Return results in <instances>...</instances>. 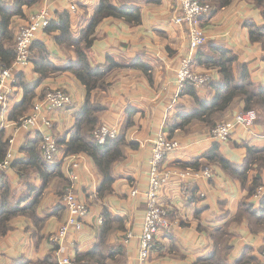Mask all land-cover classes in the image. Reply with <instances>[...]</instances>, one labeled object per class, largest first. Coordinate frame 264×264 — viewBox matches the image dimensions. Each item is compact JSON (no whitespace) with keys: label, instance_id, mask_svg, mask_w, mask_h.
I'll return each mask as SVG.
<instances>
[{"label":"crops","instance_id":"crops-1","mask_svg":"<svg viewBox=\"0 0 264 264\" xmlns=\"http://www.w3.org/2000/svg\"><path fill=\"white\" fill-rule=\"evenodd\" d=\"M2 1L10 7L15 5V0ZM100 2L40 0L33 6H24V17L13 20L14 48L20 25L42 9L52 13L53 21H58V15L68 13L72 35L79 38ZM110 3L122 9L139 8L142 16L139 25H130L116 18L104 19L96 28V39L87 51L95 68L106 66L109 58L124 66L111 72L106 92L95 91L91 97L92 104L104 108L99 114L98 126L107 124L117 127L118 137L123 138L126 145L124 157L111 168L114 178L112 190L105 196L99 195L102 176L94 160L85 153L76 154L80 164L76 170L79 178L71 181L69 156H65V146L61 145L56 163L49 165L59 167L62 178L53 177L42 192L37 208L41 227H37L27 216L14 218L10 231L0 241V264L38 263L48 256L56 264H61L63 257L77 259L83 256L98 244L103 229L104 208L120 221V225H114L107 245L124 252L119 258L120 263L139 264L138 237L143 230L147 209L143 195L148 182V158L161 132L177 140L180 147L164 161V167L177 172L160 193L161 203L169 210L171 228L156 235L150 262L203 264L214 257L220 264H259L264 248V228L252 225L249 214L242 208L243 204H247L252 205L254 210L260 209L264 195L255 198L257 191L250 194L257 169L248 172L244 185L237 176L215 162H208L204 156L216 148L222 157L241 169L248 146L264 147V111L257 110L258 120L253 127L237 128L226 141L212 139L211 128L199 121L185 130L172 131L171 126L178 120L179 114L198 108V104L182 93L177 84L180 60L190 53L188 25L178 21L181 9L174 0H110ZM71 5L77 7L76 12L71 11ZM200 23L205 30L206 42L194 53L192 69L211 75L212 81L196 89L199 99L213 101L216 85L223 82V76L217 69L205 65L207 58H218L221 49L231 51L237 57L234 63L236 81H240L246 71L256 90L264 89V50L260 43L250 39L249 25L264 26V16L255 3L252 0H232L222 8L214 5L212 13L204 16ZM58 36L59 32L46 30L37 35L35 42L46 46L48 58L53 64L70 68L77 61L75 49L58 43ZM33 52L37 53L36 49ZM138 62L148 67L151 80L135 66ZM19 75L28 85L40 82L33 107L50 89L64 88L71 94L72 104L69 107L44 112L52 121L51 132L58 141L69 136L76 124V114L86 104L85 85L69 71L41 80L32 61ZM23 94V88L17 84L8 96L6 107L0 111V135L3 134L8 141L14 140L9 143V150L14 153L13 161L28 160L29 155L23 148L46 132L41 120L32 130L16 132L22 119L12 121L10 116ZM244 107L243 100H236L223 120H232L244 111ZM197 160L200 161L198 169L212 170L211 178L188 179L178 174L185 168L184 165ZM4 175L11 187L12 202L26 197L30 189H40L43 185L42 177L34 169L20 175L11 166ZM71 185L76 196L88 205L89 214L82 229H70L64 243L59 246L52 244L49 237L68 218L62 198ZM261 186H264V171L261 172ZM128 233L134 236L126 243L124 240Z\"/></svg>","mask_w":264,"mask_h":264},{"label":"trees","instance_id":"trees-1","mask_svg":"<svg viewBox=\"0 0 264 264\" xmlns=\"http://www.w3.org/2000/svg\"><path fill=\"white\" fill-rule=\"evenodd\" d=\"M40 0H15L14 7H10L0 0V63L2 66H11L16 58L14 48L15 31L13 20L15 17H24V6H33ZM216 8L228 6L232 0H203ZM262 11L264 16V0H252ZM58 21L50 23L46 29L48 32H59L57 42L73 47L76 52L77 61L70 68H63L53 64L47 55L46 46L41 42H35L32 47L31 61L35 65V71L40 75L41 80L51 76H56L64 71H69L76 76L86 87L87 98L84 108L76 114V124L74 129L62 141H58L59 147L65 146V156H74L79 153H85L90 156L102 176V185L99 191L100 196H105L112 190L114 178L111 174V168L115 162L124 157L125 142L123 138L108 139L101 145L93 137V132L99 123V114L104 110L102 106L91 103L93 92H106L109 86V76L112 71L123 68L113 58H109L106 66L93 67L87 51L93 45L96 39V28L106 18H116L124 20L130 25H139L142 21L141 10L139 8L122 9L110 3V0H101L89 25L81 32L79 38L72 35L70 27V17L68 13L58 15ZM250 39L252 42H258L264 50V26L259 27L254 24L249 25ZM37 53L34 54L33 50ZM218 58H207L206 66L217 69L223 76V82L216 85V95L213 101L203 102L199 99L196 89L192 84H186L182 93L190 96L197 104L198 108L189 113H181L178 120L171 126V130H185L193 122L199 121L205 123L212 130L219 123L224 122V114L230 109L232 104L238 100H243L244 111L255 109L264 111V89L256 90L250 83L248 73L245 71L241 80L236 81L234 76V63L237 60L236 55L231 51L221 49ZM137 68L142 69L151 80L148 67L138 62ZM40 82L35 85H28L19 75L18 85L24 90L22 100L17 103L12 110L10 120L20 121L26 117L33 109L34 100L37 97L36 90ZM44 97V96H43ZM42 97V98H43ZM170 130V131H171ZM171 131V132H172ZM211 132V131H210ZM42 137L39 135L30 141L23 151L27 152L29 159H20L12 162V167L21 175L30 169H34L43 179V185L40 189H30L28 195L18 201H11V187L5 178L4 173L0 176V241L11 229V222L18 216L29 217L37 227H41V220L37 214L38 204L43 190L48 186L53 177H61L62 173L59 167H53L45 162L40 154V145ZM9 141L0 135V162H2L8 151ZM204 158L210 163L219 164L224 170L237 176L241 182L246 185L248 172L254 168L257 169V175L254 177L250 194L256 193L261 186V172L264 171V147L248 146L247 156L241 169H237L231 162L222 157L216 148L206 154ZM184 167L198 169L200 161L186 164ZM249 214L251 224L264 228V196L261 200L260 209L254 210L252 205L243 204L242 208ZM114 225H120V221L111 216L108 209L104 208L103 229L100 233L98 244L83 256L78 257L77 261H87L89 264H122L119 258L124 255L120 248H110L107 245V239L110 236ZM118 258V259H117ZM16 264H56L51 256L38 263L19 262ZM201 264V263H199ZM203 264H220L216 258L212 257Z\"/></svg>","mask_w":264,"mask_h":264},{"label":"built area","instance_id":"built-area-1","mask_svg":"<svg viewBox=\"0 0 264 264\" xmlns=\"http://www.w3.org/2000/svg\"><path fill=\"white\" fill-rule=\"evenodd\" d=\"M181 9V16L178 21L185 23L189 28V50L187 56L182 57L177 71V84L180 91L184 90L186 84H192L195 89H201L212 81V76L201 74L194 71V53L206 42V34L201 26L200 20L204 16L212 13V5L203 0H174ZM71 11L76 12L77 7L71 5ZM53 20L52 13L48 9L38 11L28 21L23 22L17 34L15 44L16 58L11 66H0V111H2L8 102V96L18 84L19 73L28 67L31 63L32 47L40 32H45ZM72 104L71 94L64 88H54L46 92L45 96L38 100L31 113L24 117L16 127V132L29 131L37 127L41 120L46 129L42 135L40 145L41 155L45 162L55 164L60 147L57 138L51 132L52 121L44 112L63 110ZM258 120V112L255 109L243 111L237 114L232 120L219 123L210 132V137L216 141H226L230 139L237 128H251ZM119 136V129L115 126L102 124L96 127L93 132L94 139L101 145H104L108 139H115ZM13 139L9 140L12 144ZM180 143L170 138L167 134L161 132L154 142L151 153L148 158V182L144 192L147 209L144 219L143 230L139 235V264H152L150 255L155 248L156 235L161 231H169L171 223L168 218L169 210L161 203L160 193L162 188L168 183L176 171L164 167V161L168 155L177 150ZM68 167L69 177L75 182L79 176L76 172L79 167L77 155L69 156ZM14 153L9 150L5 159L0 162V176L5 173L12 165ZM178 174L182 178L198 179L200 177L211 178L213 172L211 169H195L185 167ZM137 191H134L136 194ZM264 195V186H260L255 194V198ZM63 203L68 212V218L64 224L50 237L52 244L61 246L66 239L70 229L80 230L84 225V220L89 214L88 205L80 200L73 191L72 185L67 188L63 195ZM132 233H128L125 242L129 243L133 238ZM62 247L59 249L61 250ZM61 264H89L87 261H77L71 257H63ZM264 264V248L260 255V263Z\"/></svg>","mask_w":264,"mask_h":264},{"label":"rangeland","instance_id":"rangeland-1","mask_svg":"<svg viewBox=\"0 0 264 264\" xmlns=\"http://www.w3.org/2000/svg\"><path fill=\"white\" fill-rule=\"evenodd\" d=\"M257 111V110H256ZM258 112V111H257Z\"/></svg>","mask_w":264,"mask_h":264}]
</instances>
